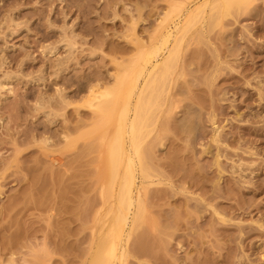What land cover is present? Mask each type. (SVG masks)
I'll list each match as a JSON object with an SVG mask.
<instances>
[{
	"label": "rangeland",
	"instance_id": "obj_1",
	"mask_svg": "<svg viewBox=\"0 0 264 264\" xmlns=\"http://www.w3.org/2000/svg\"><path fill=\"white\" fill-rule=\"evenodd\" d=\"M177 1L0 0V264H88L106 164L89 88ZM201 31L155 110L128 264H264V0Z\"/></svg>",
	"mask_w": 264,
	"mask_h": 264
},
{
	"label": "bare ground",
	"instance_id": "obj_2",
	"mask_svg": "<svg viewBox=\"0 0 264 264\" xmlns=\"http://www.w3.org/2000/svg\"><path fill=\"white\" fill-rule=\"evenodd\" d=\"M255 1L196 0L188 6L184 0L177 1L161 20L153 43L148 46L136 37L139 52L131 64L116 62L119 73L113 76V87L89 88L88 107L94 121L83 137L100 139L106 164L101 175L103 202L94 211L88 264H128L130 238L147 220L146 199L155 181L147 163L146 139L183 42L194 35L201 37V30L221 25L234 9ZM7 80L5 76L0 81V90L7 87ZM64 137L70 139L68 131Z\"/></svg>",
	"mask_w": 264,
	"mask_h": 264
}]
</instances>
